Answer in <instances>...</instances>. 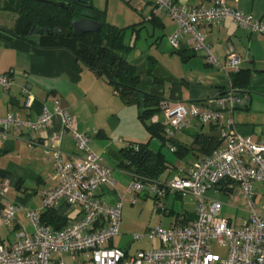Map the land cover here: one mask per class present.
<instances>
[{
  "label": "crops",
  "instance_id": "0c3cea01",
  "mask_svg": "<svg viewBox=\"0 0 264 264\" xmlns=\"http://www.w3.org/2000/svg\"><path fill=\"white\" fill-rule=\"evenodd\" d=\"M124 1L129 2L140 16L136 18V13H133V20L128 25L144 21L137 26L141 27L138 38L132 32V39L126 40L135 43L128 59L138 68L140 90L157 96L160 101H210L211 106L216 108L217 99L233 87L232 73L250 69L248 85L241 89L233 87L239 94L240 101L235 104L232 112H226L225 117H233L236 129L243 135H252L255 139L264 136V34L245 30L230 17L220 24H204L202 31L221 66H225L227 57L232 53L241 58L238 70L223 69L208 63L204 54L194 49L190 35H185L180 47L174 49L168 39L176 30L177 24L165 13L153 14L152 17L156 18L154 21H150L151 18L147 20L146 16L152 14L154 8L151 0ZM177 1L192 6L212 4V0ZM227 4L264 20V0H227ZM3 6L1 1L0 73L8 74L13 83L9 90L0 87V117L17 112L22 118L36 120L43 110L54 111V101L59 99L62 108L74 117L78 130L91 136V148L103 155L104 163L109 166L111 175L117 182V188L104 185L98 190L108 203L115 204L122 194L125 195L123 207L130 202L127 189L135 173L123 162L127 160L122 152L125 148L124 141L148 142L152 150L161 151L165 155L167 169L157 179L160 181L178 173L181 168L188 169L203 155L194 148V151L180 157L170 150L165 139L151 137L142 121L140 120L142 124L139 122L136 103L120 96L103 77L77 62L70 50L44 47L4 30L3 27L13 28L17 14L14 8L7 10ZM146 24L152 26L151 34L147 35L151 36L150 41L146 47H138V40ZM28 93L31 95L30 105L26 103ZM164 120L165 114L159 109L149 122L163 124ZM136 122H139V127ZM62 126V117L56 115L50 128L36 133L35 140L38 142L32 145L28 143L29 134L26 129L19 131L11 128L6 138L0 133V169L7 174L4 178L0 177V212L9 203L19 206L14 224L0 226V243L12 244L22 225L30 232L33 231V224L26 212L29 209H41L43 193L57 185L47 140L52 132L61 130ZM199 132L219 136L218 126L215 129L213 125L193 121L178 133L176 143L184 147L192 146L194 134ZM165 149L175 155V160L166 155ZM63 150L70 157L78 155L70 133H66L63 138ZM5 186L7 189L3 191ZM260 186L263 185L258 183L255 188ZM234 190L231 189L226 194L233 197ZM174 194L175 198L183 199L176 192H169L162 199V209H158L156 215L146 221L135 219L130 212L126 214L122 209L120 233L112 239L110 245L124 249L128 255H135L142 249L162 246L158 238L150 240L145 236L137 240L133 238V234L143 233L153 226L168 228L175 223H188L194 219L196 205L190 209L183 204L178 209L175 204L171 205ZM157 206L159 207L158 204ZM68 212L73 219L79 216L78 208L68 207ZM221 215L241 224L247 217V212L244 209H222ZM64 257L68 261L72 260L70 255ZM80 257L78 254L77 258Z\"/></svg>",
  "mask_w": 264,
  "mask_h": 264
},
{
  "label": "built area",
  "instance_id": "2783aa9c",
  "mask_svg": "<svg viewBox=\"0 0 264 264\" xmlns=\"http://www.w3.org/2000/svg\"><path fill=\"white\" fill-rule=\"evenodd\" d=\"M151 1L154 8L152 14L146 16L147 20L153 14L165 13L177 24L169 36L170 45L178 49L184 36L190 35L194 49L202 52L211 65L221 66L202 31L204 24H220L230 17L241 28L264 34V20L230 7L227 0H212L210 5L202 3L198 6L177 0ZM240 63L241 58L232 53L221 67L238 70ZM12 83L8 74L0 73L2 89L9 90ZM239 101V94L231 87L217 99L216 108L210 101L162 99L159 102L158 107L165 114L164 139L171 151L177 150L178 133L193 121L217 125L222 144L212 153L200 156L188 169L181 168L164 181L134 175L127 189L132 204L142 193H147L162 206V199L169 192H176L181 197L192 196L196 205L195 217L188 223H175L168 228L153 226L143 233L133 234L137 240L147 236L162 242L158 248L142 249L135 255L110 245L120 233L125 195L110 204L98 193L104 185L117 188V182L104 163L103 155L91 148V136L78 130L74 117L62 108L59 99L54 101V111L45 109L36 120L22 118L17 112L0 117L3 138L9 136L11 128L26 129L30 145L38 142L35 135L39 130L53 125L56 115L63 119L62 129L52 132L48 144L46 142L57 185L43 193L41 209L27 210L33 231L22 225L12 244L0 243V264H264V210L255 202V185H264V136L255 139L252 135H243L236 129L233 117H225ZM26 103L31 104L30 93ZM66 133L74 139L78 151L75 157L68 156L63 150ZM124 144L131 149L140 148L133 141H124ZM236 188L239 194L233 196V204L241 199L246 202L245 208L238 207L247 212L241 224L222 216L223 202L207 195L213 189L228 193ZM6 189L7 186L3 191ZM63 204L78 208L79 216L71 218L60 229L41 222L43 211ZM18 209L15 204H7L0 212V226H12ZM214 248H223L226 252L221 254ZM78 254L80 258H77ZM64 255H70L72 260H66Z\"/></svg>",
  "mask_w": 264,
  "mask_h": 264
},
{
  "label": "trees",
  "instance_id": "16d2710c",
  "mask_svg": "<svg viewBox=\"0 0 264 264\" xmlns=\"http://www.w3.org/2000/svg\"><path fill=\"white\" fill-rule=\"evenodd\" d=\"M1 1L4 3L3 8L7 10L14 8L17 14L13 28L3 27L4 30L44 47L70 50L77 62H81L103 77L118 91L120 96L136 103L139 109L138 117L151 137L159 136L164 139V125L149 122V119L159 110L160 99L139 89L138 68L128 59L135 43L126 41V29L132 28L135 38H138L141 27L137 28V26L143 24L144 21L119 27L107 21L106 10L95 7L92 0H65L69 5L68 9H61L38 0ZM86 10H90L95 16L100 27L98 30L78 36L73 30L72 22L80 19ZM155 19L153 16L150 21ZM34 29L37 30L38 35L32 32ZM31 35L38 36V40L32 39ZM250 73V69H240L232 73L233 87L245 88L249 83ZM213 127L217 128L216 125ZM135 143L140 145L139 150L126 146L122 149L127 159L123 162H126L134 171L135 176L159 179L167 169L165 155L161 151L152 150L148 142ZM175 144L178 147L175 152L183 157L194 151V148L199 153L210 154L221 146L222 141L220 136L199 132L194 134L192 146L184 147L176 141ZM6 176V172L0 169V177ZM68 207L70 206L63 204L59 208L43 211L40 215L41 222L54 229L62 228L71 220Z\"/></svg>",
  "mask_w": 264,
  "mask_h": 264
},
{
  "label": "rangeland",
  "instance_id": "374dc122",
  "mask_svg": "<svg viewBox=\"0 0 264 264\" xmlns=\"http://www.w3.org/2000/svg\"><path fill=\"white\" fill-rule=\"evenodd\" d=\"M92 2H93V5L95 7L99 8V9L106 10L107 21H109L112 24H115L119 27L128 26V24H130V22H132V20H133V19H131V17H134L133 13H136L134 11V9L132 8V6L129 5L128 3H126L124 0H109V2H108V0H92ZM137 17H140V16H138L136 13V18ZM6 24H9V23H6ZM151 31H152V26L146 24V27H144L142 29L141 38L138 40L139 41L138 47H141V46L146 47L148 45V42L150 41L149 39L151 38V36H149L150 37L149 38V37H147V35H150ZM132 32H133L132 28L126 29V35L125 36H126L127 41L132 39V37H133ZM31 37H33V39H35L36 41L38 40V36H36V35H31ZM146 39H148V40L146 41ZM138 112H139V109H138ZM139 122L141 123L140 119H139ZM139 122H136L138 127L140 125ZM136 129L138 130V128H136ZM136 133H139V132H136ZM165 153L167 156H169V158L172 157L175 160V155L172 152H170L169 149H165ZM131 181L129 182L128 187H129ZM236 194H239V191L237 188L234 190V195H236ZM256 194L257 195L255 198V202L259 208L264 210V185L256 188ZM145 195H148V194L142 193L141 196L138 197V199H137L138 201L134 204H132L131 202H127L126 205H124V207H123V209H124L123 211L126 212V214L128 212H130L131 215H133V217L135 219L141 218L143 221H146V220L150 219L152 216L156 215L158 209H162L161 208L162 206H160V205H159V207L157 206L156 201L153 198V196L148 195L145 197ZM207 195L209 197H212L214 199L222 201L223 202V208L222 209H224V211L226 209H234L236 211L238 209V207L245 208V205H246L245 200H242V199L239 200L236 203V205H234L233 204L234 198L229 197V195H227L226 193H224L223 191H220V190H215V189L209 190L207 192ZM173 197H174L173 200L171 199V205L175 204V207H177L178 209L182 208L183 204H185L190 209H192L193 205L195 204L194 199L190 195L183 197V199H180L179 197L175 198V194L173 195ZM234 217L235 216L233 215V218ZM214 249L217 252H220L222 254L225 252V249H222V250L217 249V248H214Z\"/></svg>",
  "mask_w": 264,
  "mask_h": 264
},
{
  "label": "water",
  "instance_id": "95a60500",
  "mask_svg": "<svg viewBox=\"0 0 264 264\" xmlns=\"http://www.w3.org/2000/svg\"><path fill=\"white\" fill-rule=\"evenodd\" d=\"M43 3H47L49 5L59 7L61 9H68L69 5L66 3L65 0H38ZM91 7V4H89ZM73 30L78 35L81 36L85 33H89L95 30H98L100 25L98 24L97 19L95 16L88 12L83 15L80 19H76L72 22ZM57 30V29H56Z\"/></svg>",
  "mask_w": 264,
  "mask_h": 264
},
{
  "label": "flooded vegetation",
  "instance_id": "af4514ba",
  "mask_svg": "<svg viewBox=\"0 0 264 264\" xmlns=\"http://www.w3.org/2000/svg\"><path fill=\"white\" fill-rule=\"evenodd\" d=\"M88 12H90V10H86V11L83 13V15H85V14H86V13H88ZM83 15H82V16H83ZM32 32H33V33H35V32H36L35 34H37V35H38V32H37V30H36V29H34Z\"/></svg>",
  "mask_w": 264,
  "mask_h": 264
}]
</instances>
